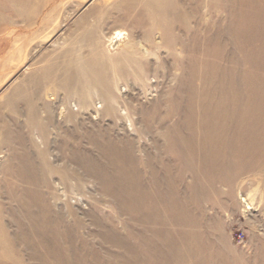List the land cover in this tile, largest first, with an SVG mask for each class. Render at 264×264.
Listing matches in <instances>:
<instances>
[{
	"label": "rangeland",
	"instance_id": "obj_1",
	"mask_svg": "<svg viewBox=\"0 0 264 264\" xmlns=\"http://www.w3.org/2000/svg\"><path fill=\"white\" fill-rule=\"evenodd\" d=\"M0 264H264V0H0Z\"/></svg>",
	"mask_w": 264,
	"mask_h": 264
},
{
	"label": "bare ground",
	"instance_id": "obj_2",
	"mask_svg": "<svg viewBox=\"0 0 264 264\" xmlns=\"http://www.w3.org/2000/svg\"><path fill=\"white\" fill-rule=\"evenodd\" d=\"M226 111H227V110H226ZM216 117H217V115L214 116V119H216ZM218 117H219V116H218ZM218 117H217V118H218ZM221 117H222V116H221ZM218 119H219V118H218ZM204 120H205V118H204ZM216 120H217V119H216ZM216 120H215V121H216ZM224 120H225V119H224ZM224 120H223V121H224ZM217 121H218V120H217ZM222 123H224V122H222ZM195 124H196V123H195ZM195 124H194V125H195ZM205 124H206V123H205ZM196 125H197V124H196ZM218 125H219V123H218ZM221 125H223V124H220V127H221ZM213 127H214V126H213ZM198 128H199V127H198ZM203 128H204V127H203ZM210 130H211V129H210ZM213 130H214V129H213ZM218 131H219V130H218ZM223 132H224V131H223ZM223 132H222V133H223ZM222 133H221V134H222ZM216 135H217V133H216ZM207 136H208V133H206V138H207ZM216 140H217V139H216ZM184 143H185V142H184ZM203 145L205 146V148H207V147H209V146L211 145V143H209V142L206 140L205 143H203ZM200 146H201V145H200ZM197 154H198V153H197ZM207 154H208V153H207ZM186 160H187V159H186Z\"/></svg>",
	"mask_w": 264,
	"mask_h": 264
}]
</instances>
